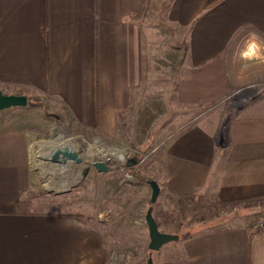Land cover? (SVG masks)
<instances>
[{
	"label": "crops",
	"instance_id": "obj_1",
	"mask_svg": "<svg viewBox=\"0 0 264 264\" xmlns=\"http://www.w3.org/2000/svg\"><path fill=\"white\" fill-rule=\"evenodd\" d=\"M162 35L174 37L163 56L150 48ZM249 43L264 52V0H0V87L49 97L72 134L141 145L146 129L158 126L160 188L180 198H247L264 194V92L230 115L212 111L256 82L251 71L231 67L251 63ZM187 64L205 65L203 72L219 64L225 79L231 74L230 87L223 83L221 97L205 107L178 75ZM160 66L171 86H148L150 69ZM4 123L0 264H102L86 218L30 203L29 135ZM249 237L243 226L190 234L174 246L177 256L153 264H264V230Z\"/></svg>",
	"mask_w": 264,
	"mask_h": 264
},
{
	"label": "rangeland",
	"instance_id": "obj_2",
	"mask_svg": "<svg viewBox=\"0 0 264 264\" xmlns=\"http://www.w3.org/2000/svg\"><path fill=\"white\" fill-rule=\"evenodd\" d=\"M173 38L170 39L164 35L157 36L152 40L150 48L157 55H166L170 52L168 51L169 46L167 47L168 41H173ZM250 56H253L250 64L237 63L231 67L234 69L239 66V70L241 69L243 73L246 70L251 71L255 75L251 81L256 82L237 90L232 96L226 98L222 105L212 111V114L226 111V115H230L233 109L237 110L258 93L264 92V52L260 54L256 47ZM149 65L158 64L149 63ZM187 65L188 69H179L178 75L186 77L183 80L187 83L190 94L192 93L189 97H202L205 107L221 97L225 84L228 87L231 85V74L225 79L226 75L222 76L218 68L219 64L213 66L214 69L208 72H203L205 65ZM212 65L214 64L210 66ZM150 71L154 74L152 73L149 78L148 86L154 88L171 86V81L174 79H170L168 69H163L161 72L152 69ZM244 78L239 83H248L250 79ZM180 81L181 79L178 78L175 81L176 84L172 83V87L175 85L178 87ZM0 90L5 94L24 93L23 95L30 99L24 107L0 110V126H7L4 122H8L10 126L23 128L29 135L32 185L27 196L30 203L42 211H74L86 218L104 254L102 264H146L149 254L147 248L149 237L145 213L151 205L149 202L151 189L148 182L150 180L158 181V184L163 182L161 152L164 147L157 148L158 141L162 139L163 134L161 135L158 126L146 129L148 132L146 141L141 145L135 142H125L122 137L121 140L115 138L107 142L99 135H90L85 132L72 134L71 130L62 124V113L57 106L49 97H40L37 90H33L34 94H31L29 89H18L11 86H1ZM189 106L192 108L193 104ZM225 124L226 122L221 128L222 134H219V138L224 136ZM58 133L78 144L79 156L87 151L89 144H92L96 137L104 146H124L129 150L122 162L111 158L104 160L109 166L108 172L97 170L91 164V160H97L92 157L91 160H82L80 164L71 163L65 173H55L53 171L55 164L43 159L46 152L41 147H47L54 138V134ZM72 176H76L75 179L61 187L63 181ZM55 186L58 188H54ZM171 196L160 188L158 198L152 204L153 216L162 232L180 236L187 233L185 230H189L190 235L201 231L243 226L250 233L254 231L251 233L254 236L264 230V210H234L232 214L214 209L189 211L183 206L179 207L176 197L172 196L173 199H170ZM203 198L213 200L204 196ZM183 239L180 236L178 240L166 243L158 251H154L152 253L153 262L157 261L161 255L177 256L174 246L180 245Z\"/></svg>",
	"mask_w": 264,
	"mask_h": 264
},
{
	"label": "water",
	"instance_id": "obj_3",
	"mask_svg": "<svg viewBox=\"0 0 264 264\" xmlns=\"http://www.w3.org/2000/svg\"><path fill=\"white\" fill-rule=\"evenodd\" d=\"M27 105V96L23 94H5L0 90V110H5L13 107H24ZM222 142V139H221ZM47 160L51 163H60L65 161H71V163L80 164L82 163V159L76 152H73L68 149L67 146H63V148H56ZM91 164L99 171L108 172L109 166L104 161H91ZM149 185L151 187V195L149 202L151 205L147 208L145 213V223L147 225L149 242L147 248L149 250V254L146 260V264H153L152 253L154 251H158L164 244L169 243L171 241H176L181 236L182 238H186L189 236V233L178 234L167 233L160 231L158 224L153 216V207L158 198L160 187L159 184L155 180H150Z\"/></svg>",
	"mask_w": 264,
	"mask_h": 264
},
{
	"label": "bare ground",
	"instance_id": "obj_4",
	"mask_svg": "<svg viewBox=\"0 0 264 264\" xmlns=\"http://www.w3.org/2000/svg\"><path fill=\"white\" fill-rule=\"evenodd\" d=\"M254 43H249L247 48L244 50L245 55H251L254 50H256ZM54 133V132H53ZM63 146H67L69 150L76 152L78 149V144L71 141L70 138H65L63 134H54V138L49 142L47 147H41L44 152H46V156L43 159L47 160V157L51 155V153L56 148H63ZM34 149V148H32ZM38 149V148H37ZM129 149L125 148L124 146H104L101 140L96 137L92 144H89L87 151L84 154H81L79 157L84 160H91L93 157L97 161H104L107 158L114 159L115 161L122 162L126 156V153ZM78 154V153H77ZM42 157V156H41ZM48 161V160H47ZM92 161V160H91ZM51 163V162H50ZM54 165V172L55 173H65V171L71 166V161H65L60 163H51ZM77 174V173H76ZM76 176L69 177L65 181H63L62 186H65L69 181H73ZM70 183V182H69ZM60 187V186H59ZM54 188H58L55 186Z\"/></svg>",
	"mask_w": 264,
	"mask_h": 264
},
{
	"label": "trees",
	"instance_id": "obj_5",
	"mask_svg": "<svg viewBox=\"0 0 264 264\" xmlns=\"http://www.w3.org/2000/svg\"><path fill=\"white\" fill-rule=\"evenodd\" d=\"M20 94V93H19ZM30 101L27 97V103ZM170 199H173L171 196ZM176 202L178 203L179 207H185L189 211H206V210H224L227 211L229 214H232V211H262L264 210V194L247 197V198H240V199H230L226 201H222L219 199L207 200L201 196L195 197H176ZM158 224V223H157ZM159 226V225H158ZM228 229V228H226ZM216 229L214 231H222L226 230ZM185 232H190L189 230H185ZM254 232V231H253ZM251 232V233H253ZM250 235V241L253 240V234Z\"/></svg>",
	"mask_w": 264,
	"mask_h": 264
},
{
	"label": "built area",
	"instance_id": "obj_6",
	"mask_svg": "<svg viewBox=\"0 0 264 264\" xmlns=\"http://www.w3.org/2000/svg\"><path fill=\"white\" fill-rule=\"evenodd\" d=\"M264 85V84H263Z\"/></svg>",
	"mask_w": 264,
	"mask_h": 264
}]
</instances>
